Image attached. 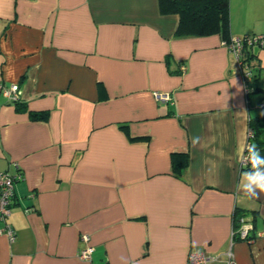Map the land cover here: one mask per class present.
Returning <instances> with one entry per match:
<instances>
[{"label": "crops", "instance_id": "1", "mask_svg": "<svg viewBox=\"0 0 264 264\" xmlns=\"http://www.w3.org/2000/svg\"><path fill=\"white\" fill-rule=\"evenodd\" d=\"M177 23L159 0H0V170L21 174L0 264H187L192 250L224 264L229 247L264 264V235H231L235 206L264 229V167L240 163L255 114L241 70L219 34L176 36ZM229 30L264 35V0H229ZM251 50L264 91V43ZM12 82L46 120L2 94Z\"/></svg>", "mask_w": 264, "mask_h": 264}, {"label": "trees", "instance_id": "2", "mask_svg": "<svg viewBox=\"0 0 264 264\" xmlns=\"http://www.w3.org/2000/svg\"><path fill=\"white\" fill-rule=\"evenodd\" d=\"M159 10L162 13H176L178 15V23L175 28L176 36H203L210 34H219L220 38L228 42L231 38L229 30V0H159ZM252 44L243 45L239 66L241 74L248 70L250 76L248 79L244 76L245 96L250 107H257L259 112L249 115L247 124L251 135L248 139L250 152L255 153L260 158L259 164L242 165L247 170L264 167V105L260 106L264 100V91L260 87L259 65L253 61L254 53L251 50ZM168 55L165 62L168 63ZM246 68H243V67ZM179 71L182 69H178ZM170 72H172L170 70ZM253 95H258L254 105L251 100ZM15 108L19 111H27L28 116L32 120H46L48 118V110H30L26 108V104L19 99L12 101ZM251 104V105H250ZM172 169L177 175H180L187 164V154L184 152H173L171 155ZM249 216L253 224L256 226L258 212L255 209H244L235 206L232 210V227L239 225V218ZM264 231V229H262ZM232 238H239L233 235Z\"/></svg>", "mask_w": 264, "mask_h": 264}, {"label": "built area", "instance_id": "3", "mask_svg": "<svg viewBox=\"0 0 264 264\" xmlns=\"http://www.w3.org/2000/svg\"><path fill=\"white\" fill-rule=\"evenodd\" d=\"M254 43H264V35H244L238 38L231 37L228 42L222 40V44L231 51L237 60L238 66H242L240 61V55L242 54L243 45H250ZM183 69V67H181ZM243 68H246L245 66ZM246 79L250 76V71L246 70L243 73ZM245 86V85H244ZM1 92L4 96L9 98L11 101L17 100L20 98V86L18 82H12L8 86H1ZM153 96L158 100L169 101L171 96L166 91H154ZM264 105V100L260 103V106ZM248 137L251 135V131L248 129ZM249 141H247L243 154L240 159L241 165L250 164H259L260 158L255 154H252L249 150ZM21 174L19 172H10L8 170H0V219L5 221V218L11 212V205L13 203V183L15 180L20 179ZM239 225L237 227H232L231 235H238L239 238L246 241H252L256 235H264V231L256 232V234H251L250 231L253 230V224L249 218L242 216L238 221ZM8 235L12 240L14 238V231L10 225L6 226L0 230ZM81 242L83 245L78 250V257L83 260H90L93 252V245L90 244V237L86 233H82ZM221 258L224 261V264H236L233 251L229 247L223 254ZM219 259V256L210 255L204 251L192 250L189 252L187 257V264H213L216 260Z\"/></svg>", "mask_w": 264, "mask_h": 264}, {"label": "clouds", "instance_id": "4", "mask_svg": "<svg viewBox=\"0 0 264 264\" xmlns=\"http://www.w3.org/2000/svg\"><path fill=\"white\" fill-rule=\"evenodd\" d=\"M254 183H256L257 186L260 187L261 192L264 193V179L257 177ZM249 194L252 198H257L256 194L254 192H251V190H249Z\"/></svg>", "mask_w": 264, "mask_h": 264}, {"label": "rangeland", "instance_id": "5", "mask_svg": "<svg viewBox=\"0 0 264 264\" xmlns=\"http://www.w3.org/2000/svg\"><path fill=\"white\" fill-rule=\"evenodd\" d=\"M255 44H257V43H254V44H252V45H255ZM230 52H231V51H230ZM231 53H232V52H231ZM234 56H235V55H234ZM251 110H252L251 112H253V113H257V109H256V108L252 107ZM248 118H249V116H248ZM248 118H247V119H248ZM247 121H248V120H247ZM248 139H249V137H248ZM248 139H247V141H248ZM246 143H247V142H246ZM17 180H18V179H17ZM12 204H13V203H12ZM11 206H12V205H11ZM239 239H241V238H239ZM248 242H249V241H248ZM250 242H251V241H250ZM233 256H234V254H233ZM234 259H235V258H234ZM235 262H236V261H235Z\"/></svg>", "mask_w": 264, "mask_h": 264}]
</instances>
